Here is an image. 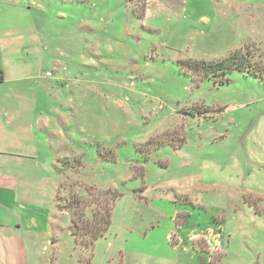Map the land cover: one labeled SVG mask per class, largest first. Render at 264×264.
<instances>
[{
  "label": "rangeland",
  "instance_id": "obj_1",
  "mask_svg": "<svg viewBox=\"0 0 264 264\" xmlns=\"http://www.w3.org/2000/svg\"><path fill=\"white\" fill-rule=\"evenodd\" d=\"M231 1L0 0V37L17 46L0 56L18 142L3 133L0 147L20 155L0 157L11 188L0 233L19 238L11 264H264V189L236 186L242 175L264 178V75L235 72L218 86L192 81L178 64L251 49L264 68V13ZM252 12L260 19L239 22ZM235 174L236 184L194 182ZM177 181L191 182L192 198L200 185L207 212L188 198L170 206L137 193ZM91 187L121 198L110 230L94 246L82 237L80 250L56 196L62 188L61 205L85 201ZM228 206L226 224L216 223ZM152 226L160 240H132V229ZM214 228L224 229L221 240H192ZM171 233L176 240H161Z\"/></svg>",
  "mask_w": 264,
  "mask_h": 264
},
{
  "label": "crops",
  "instance_id": "obj_2",
  "mask_svg": "<svg viewBox=\"0 0 264 264\" xmlns=\"http://www.w3.org/2000/svg\"><path fill=\"white\" fill-rule=\"evenodd\" d=\"M15 1V2H14ZM225 2V4L227 5V3L229 2V0H223ZM241 1V0H239ZM231 2H234V0H232ZM243 2V1H241ZM16 3V0H7V2H5L4 5H9V4H13ZM249 5L251 6H255L256 9H262V13H264V0H249ZM17 6L19 8L20 4L19 2H17ZM32 12V11H31ZM4 13L6 14V12L4 11ZM4 14L0 15V18H2ZM239 22H241L243 24V20H249V21H253V20H258L260 18H258V13L256 12H252L251 14L248 13V15L244 18L243 15H239ZM263 17V16H262ZM264 21V20H263ZM20 42V39H19ZM13 43V44H12ZM264 43V42H263ZM16 44V40L12 41V37L9 36L8 41L4 44L2 38L0 37V56L3 54V47H17V46H13ZM262 46V45H261ZM264 46V44H263ZM148 56V55H146ZM0 61V86L3 85L6 82V76L4 73V69L3 66L1 65ZM51 73H48V75ZM47 75V76H48ZM48 77H52L48 76ZM11 94L6 93L5 90L1 91L0 90V135L3 133H7L8 135V139L10 141L11 144H14V142L16 144H18V142L14 139L17 138L16 135H14L15 133V129L17 128L16 126H14L13 124V119L11 116V110H10V105H9V100H10ZM20 155L17 154H13V153H4L2 151V147H0V157H19ZM253 174H249V175H242L240 181V174H235L233 175H229L228 177H225V180L223 178V176H219L217 179H212V178H207L205 176H202L200 178H197L195 181L199 182L200 184L203 183L205 186L209 184H213V182L215 181H219L220 183H226V185H229L231 183H238L236 184V186H240L242 189H244V193H247L249 191V193L247 194H252L257 196L258 194H256V191H260L264 189V178L259 182V184L255 181V178L252 177ZM213 180V181H212ZM16 187H17V182L13 183ZM191 182H185L183 184H180L179 181L177 182H171V183H161L160 185H158L157 187H154L153 190H148L146 189L145 192L143 193L141 199L143 202H147L148 199L151 201H156V202H164L169 204L170 206H172L173 204H177V206L179 205L178 203H180L181 199L184 198H188L191 201L192 206L195 208L197 207L198 209H203L204 211L207 212L206 207H202V201L198 200L199 198H201L200 195V190L199 187L200 185L196 186V190L192 193L193 194V198L188 194L187 188H189ZM175 186H180L179 188V196L176 195V190H173V187ZM13 188V187H12ZM164 190L163 194H159V190ZM7 186L4 183V179L0 178V207L2 208H6L3 205V199L5 197H3V195H5V193H8V191L11 190V188H8V191L6 190ZM225 190L221 189V193H225ZM59 193H63L62 188L61 190H59L58 195L56 196V203L58 206V209L60 212L67 214L66 212L62 211L59 208V203H58V197H59ZM155 193V194H154ZM187 196V197H186ZM182 197V198H181ZM203 197V196H202ZM148 202V206L149 207H155L152 205V202ZM200 203V204H199ZM188 205V204H187ZM233 204H230V209L233 210V213H239L240 211H242V204H240L239 206H232ZM163 210H168L166 209L165 205H162ZM229 206L227 207V209L223 210V212L220 210V212L217 215H214L212 217V219L218 223V224H226V220L228 219V213L230 211ZM1 210V209H0ZM211 214L213 215L214 213L211 212ZM211 215V216H212ZM239 216L241 217V214H239ZM190 217V216H189ZM244 217V216H243ZM242 217V218H243ZM134 228H137L135 226H133ZM148 228V227H147ZM149 231H146V233L142 232H137L136 230H131L132 235L134 236L132 240H160L159 239V232L155 233V231L158 229L149 227L148 228ZM173 233L174 230L170 229ZM224 230V229H223ZM218 231L217 229H209L210 234L213 236L212 238L210 237H204L202 238V236L200 235H193L192 236V240H221L222 239V232ZM154 231L155 234H153L152 236L150 235V232ZM70 233V231H69ZM178 235V233L173 236L172 233L169 236H164L161 238V240H176V236ZM10 240H19L18 237H13V238H9L8 235H5L3 233H0V264H11L9 262V258L12 256L11 253V244L12 243L14 245V242H11Z\"/></svg>",
  "mask_w": 264,
  "mask_h": 264
},
{
  "label": "trees",
  "instance_id": "obj_3",
  "mask_svg": "<svg viewBox=\"0 0 264 264\" xmlns=\"http://www.w3.org/2000/svg\"><path fill=\"white\" fill-rule=\"evenodd\" d=\"M135 1L147 4L149 0ZM253 55L251 49H245L232 52L218 61L185 60L180 61L178 64L181 73L189 76L192 81H197V83L212 81L215 85L222 86L230 82L229 76L235 72L254 77H263L264 68L253 62ZM88 189H90L89 197L85 201L71 197L70 202L66 201L63 205L59 203V208L70 216L72 226L69 231L75 245L80 250L84 248V244L81 242L83 240L82 237H88L92 240L94 246L110 230L113 221V211L117 201L121 198V194L112 189L100 190L93 187ZM137 193L142 194L144 191L141 189ZM86 211H90L92 219L82 218L86 216ZM85 227L87 229L85 234H83L81 231Z\"/></svg>",
  "mask_w": 264,
  "mask_h": 264
},
{
  "label": "built area",
  "instance_id": "obj_4",
  "mask_svg": "<svg viewBox=\"0 0 264 264\" xmlns=\"http://www.w3.org/2000/svg\"><path fill=\"white\" fill-rule=\"evenodd\" d=\"M48 76H51V74H49Z\"/></svg>",
  "mask_w": 264,
  "mask_h": 264
}]
</instances>
